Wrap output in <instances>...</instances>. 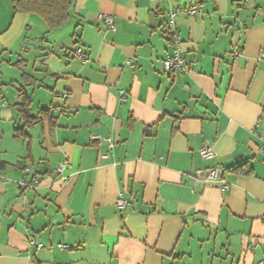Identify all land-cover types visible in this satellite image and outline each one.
<instances>
[{"label": "crops", "instance_id": "1", "mask_svg": "<svg viewBox=\"0 0 264 264\" xmlns=\"http://www.w3.org/2000/svg\"><path fill=\"white\" fill-rule=\"evenodd\" d=\"M259 2L74 0L67 23L49 32L0 0V264L264 261ZM170 19L193 63L187 73L162 69ZM20 89L32 116L48 110L53 120L24 126L13 108ZM63 161V177L52 178ZM212 167L227 191L190 178Z\"/></svg>", "mask_w": 264, "mask_h": 264}, {"label": "built area", "instance_id": "2", "mask_svg": "<svg viewBox=\"0 0 264 264\" xmlns=\"http://www.w3.org/2000/svg\"><path fill=\"white\" fill-rule=\"evenodd\" d=\"M187 13L189 14H197L199 13L198 7H193L187 10ZM101 19L105 23V25L108 27L109 31L113 32L115 31V24L113 21V18L109 15H103L101 16ZM167 30L172 35V41H173V52L169 56H167L162 61V69L166 73L170 74H180V73H187L193 63L188 61L186 58H184L180 52L179 46H180V40L177 34V30L174 27L172 19H170L166 25ZM76 56L82 60H85V56L81 49H77L75 52ZM234 58L238 57L240 55V52L238 49L233 50L231 54ZM260 58L264 59V47L262 48L260 52ZM124 91H119V98L124 95ZM63 98H67V94L63 95ZM109 147H112V142L110 139L107 140ZM260 151L264 153V140L261 144ZM200 155L202 159L204 160H211L214 158V152L210 147H203L200 150ZM69 163L67 161H63L59 163L52 171H51V177H63V172L68 168ZM25 173L29 171V169L24 170ZM190 178L193 181H196L201 186H214L220 189L221 191H227L229 189V183L226 180L224 176V172L219 167H212L205 170H197L194 171L192 175H190ZM39 184V179H34L31 184H27L25 182H21V187H29L34 188L36 185ZM128 205V201L123 199L121 196H119L116 200V206L119 209H124ZM32 244H34L32 242ZM37 249L41 248V245L36 246ZM59 247L65 248V246L60 245ZM260 264H264V261H262Z\"/></svg>", "mask_w": 264, "mask_h": 264}, {"label": "trees", "instance_id": "3", "mask_svg": "<svg viewBox=\"0 0 264 264\" xmlns=\"http://www.w3.org/2000/svg\"><path fill=\"white\" fill-rule=\"evenodd\" d=\"M74 0H11L14 13L33 15L45 23L48 31H53L64 26L70 16L73 8ZM238 3H247L248 1L257 3L258 0H233ZM260 4L255 10L264 8V0H260ZM18 65V63L16 64ZM22 81L32 84L35 80L26 75H22ZM19 103L13 106L18 118L24 123V126L30 127L44 120L52 121L53 118L48 110H40L36 116H32L29 112L31 107V96L24 90L18 91ZM17 130V132H19ZM5 168V163L0 161V170ZM224 172V171H223Z\"/></svg>", "mask_w": 264, "mask_h": 264}, {"label": "water", "instance_id": "4", "mask_svg": "<svg viewBox=\"0 0 264 264\" xmlns=\"http://www.w3.org/2000/svg\"><path fill=\"white\" fill-rule=\"evenodd\" d=\"M42 168H43L44 170H42V171L39 170L38 173H40V174H43V173H44V171H45V167L43 166Z\"/></svg>", "mask_w": 264, "mask_h": 264}]
</instances>
